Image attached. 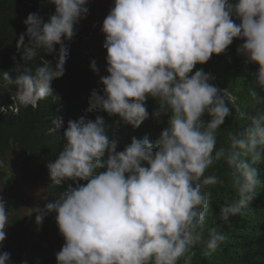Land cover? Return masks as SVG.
Returning <instances> with one entry per match:
<instances>
[{
    "label": "clouds",
    "instance_id": "clouds-1",
    "mask_svg": "<svg viewBox=\"0 0 264 264\" xmlns=\"http://www.w3.org/2000/svg\"><path fill=\"white\" fill-rule=\"evenodd\" d=\"M49 2L55 12L47 21L35 12L23 21L26 31L17 49L23 47L24 63L17 62L12 74L2 73L17 89L13 112L54 98L52 81L64 75L69 55L64 41L72 40L74 26L89 12L88 0ZM101 31L108 75L100 77L102 94L92 91L87 111L118 115L136 128L149 118L145 101L152 97L159 104L153 116L169 115L167 126L155 143L147 135L133 137L117 151L103 116L70 119L61 150L47 168L52 185L73 181L75 186L68 184L54 202L31 212L37 213L38 226L56 213L65 241L57 264H178L181 259L192 264L196 246L209 256L226 242L221 225L242 215L264 185L255 167L264 163V110L241 112L232 92L211 83L210 73L193 69L241 39L236 51L258 65L253 75L264 89V0H114ZM38 49L55 53V64L42 59L30 66ZM90 68L99 72L95 60ZM248 92L255 104L264 101L252 88ZM234 109L246 123L217 148L218 130ZM5 111L0 106V113ZM220 162L227 166L235 197L220 205L221 230L213 227L205 237L211 208L205 189L225 183L214 171L206 173ZM9 223L0 198V242ZM9 260L10 253H0V264Z\"/></svg>",
    "mask_w": 264,
    "mask_h": 264
},
{
    "label": "trees",
    "instance_id": "trees-1",
    "mask_svg": "<svg viewBox=\"0 0 264 264\" xmlns=\"http://www.w3.org/2000/svg\"><path fill=\"white\" fill-rule=\"evenodd\" d=\"M90 2L91 0H88L87 6ZM34 12L47 21L55 12V6L49 0H0V106L6 109L4 113H0V160H3L7 153H14L20 166L21 178L26 182L36 179L43 185L46 197L40 199L32 209L43 208L45 203L54 202L58 193L64 191L68 184L75 186L73 181L52 185L47 168V164L53 161L61 150L63 132L70 119L76 120L83 116L88 120H95L96 116H103L109 126V135L118 142L117 151H122L131 143L133 137L141 139L147 135L149 140L155 143L169 119L167 114H162L159 118L153 116L159 104L152 97L145 101L149 118L136 128L124 122L118 115L109 116L100 110L87 111L91 91L95 89L102 94L100 77L108 73L107 65H103L100 68L101 75L97 77L92 70L80 63L81 39L77 24L74 26L75 35L72 40L64 41L69 55L64 65V75L52 81L54 98L48 97L39 101L35 109L31 106L20 107L18 113L13 112L11 105L14 103L13 97L17 89L3 79L2 73L8 71L12 74L11 70L17 62L24 63L21 59L24 49H17V40L19 35L26 31L23 21ZM235 22L239 23L238 20ZM243 42L234 38L224 53L213 54L204 64H197L193 73L197 69L210 73L215 77L211 83L219 89H227L237 97L236 106L241 112L253 114L256 108L264 110V101L255 104L248 90L252 88L264 99V89L255 83L253 73L257 71L258 65L248 63L245 57L236 51ZM25 45H28L27 36ZM55 47L58 50L59 45ZM55 55L38 49L37 56L30 62V66L35 67L42 63V59L55 64ZM236 116L234 109L233 117L225 118V124L218 130L217 148L226 144L230 132L240 130L246 123V120L237 119ZM203 119L207 120V115ZM54 120L59 122L58 126L53 124ZM49 128H54V132L49 134ZM255 167L258 178L264 182V163ZM4 169L0 167V178L6 174ZM213 171L224 179L225 183L205 189L211 194V208L204 222L205 237L213 227L221 230L218 227L220 205L231 202L235 197L227 177V166L223 162L217 163L206 174ZM22 195L15 198L16 203L9 217L6 238L0 242V253H10L8 264H23L25 261L27 264H57L56 253L61 250L65 241L56 223V213H48L38 226L35 222L37 213L31 212L32 209L27 215L18 214L23 204ZM229 219L230 226L221 225L227 236L226 242L209 256H204L202 247L196 246L192 250L195 253L192 264H264V185L258 188L255 198L242 215ZM178 264H183V259L178 261Z\"/></svg>",
    "mask_w": 264,
    "mask_h": 264
},
{
    "label": "rangeland",
    "instance_id": "rangeland-1",
    "mask_svg": "<svg viewBox=\"0 0 264 264\" xmlns=\"http://www.w3.org/2000/svg\"><path fill=\"white\" fill-rule=\"evenodd\" d=\"M113 4L114 0H91L87 6L89 9L87 16L77 23L81 39V56L79 61L84 67L92 70L90 63L95 60L99 69L98 73L94 72L97 77L101 75V66L107 65V50L103 48L105 34L101 31V28L103 20L108 15ZM3 161L6 174L0 178V198H3L5 201L10 217L16 203L15 198L23 194V204L18 210V214L20 216L27 215L40 199L46 197V190L36 179L26 182L21 178L20 166L14 153H7ZM37 192H39V195H37ZM7 227L8 225L5 231H7Z\"/></svg>",
    "mask_w": 264,
    "mask_h": 264
}]
</instances>
